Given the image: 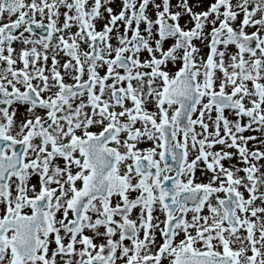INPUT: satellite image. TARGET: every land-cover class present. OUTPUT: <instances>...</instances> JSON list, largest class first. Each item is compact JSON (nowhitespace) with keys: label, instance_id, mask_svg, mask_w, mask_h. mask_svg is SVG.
<instances>
[{"label":"snow or ice","instance_id":"snow-or-ice-1","mask_svg":"<svg viewBox=\"0 0 264 264\" xmlns=\"http://www.w3.org/2000/svg\"><path fill=\"white\" fill-rule=\"evenodd\" d=\"M0 264H264V0H0Z\"/></svg>","mask_w":264,"mask_h":264}]
</instances>
